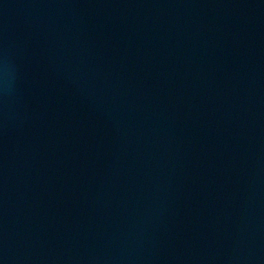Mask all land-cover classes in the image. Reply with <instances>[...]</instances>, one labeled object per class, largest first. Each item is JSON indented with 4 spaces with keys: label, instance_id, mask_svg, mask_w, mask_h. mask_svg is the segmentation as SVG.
<instances>
[{
    "label": "water",
    "instance_id": "95a60500",
    "mask_svg": "<svg viewBox=\"0 0 264 264\" xmlns=\"http://www.w3.org/2000/svg\"><path fill=\"white\" fill-rule=\"evenodd\" d=\"M0 264H264V0H0Z\"/></svg>",
    "mask_w": 264,
    "mask_h": 264
}]
</instances>
